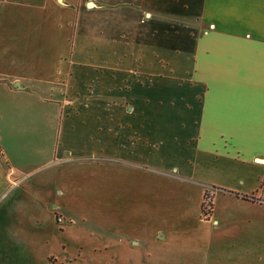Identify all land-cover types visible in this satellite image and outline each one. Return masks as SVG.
<instances>
[{
    "label": "crops",
    "instance_id": "0c3cea01",
    "mask_svg": "<svg viewBox=\"0 0 264 264\" xmlns=\"http://www.w3.org/2000/svg\"><path fill=\"white\" fill-rule=\"evenodd\" d=\"M64 1L74 8L61 73L67 94L46 162L95 156L177 172L197 164L220 175L214 185L264 208L251 196L264 175V0ZM14 83L0 86L36 99L45 90ZM26 154L0 138L1 219L38 217L22 208L33 183Z\"/></svg>",
    "mask_w": 264,
    "mask_h": 264
},
{
    "label": "rangeland",
    "instance_id": "374dc122",
    "mask_svg": "<svg viewBox=\"0 0 264 264\" xmlns=\"http://www.w3.org/2000/svg\"><path fill=\"white\" fill-rule=\"evenodd\" d=\"M45 1L37 8L0 0V81L45 88L36 92L43 98L37 101L0 86V138L29 152L24 178L33 183L22 208L38 216L8 212L0 218V262L264 264V208L214 185L220 175L205 167L177 172L95 156L46 162L67 94L61 73L74 8Z\"/></svg>",
    "mask_w": 264,
    "mask_h": 264
},
{
    "label": "built area",
    "instance_id": "2783aa9c",
    "mask_svg": "<svg viewBox=\"0 0 264 264\" xmlns=\"http://www.w3.org/2000/svg\"><path fill=\"white\" fill-rule=\"evenodd\" d=\"M255 201L264 203V175L260 179L259 187L256 195H251Z\"/></svg>",
    "mask_w": 264,
    "mask_h": 264
}]
</instances>
